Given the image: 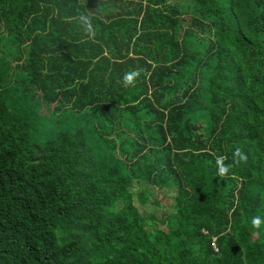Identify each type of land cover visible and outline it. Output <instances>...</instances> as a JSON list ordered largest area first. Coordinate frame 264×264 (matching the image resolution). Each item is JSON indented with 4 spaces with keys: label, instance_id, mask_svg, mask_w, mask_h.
<instances>
[{
    "label": "trees",
    "instance_id": "trees-1",
    "mask_svg": "<svg viewBox=\"0 0 264 264\" xmlns=\"http://www.w3.org/2000/svg\"><path fill=\"white\" fill-rule=\"evenodd\" d=\"M0 264H264V0H0Z\"/></svg>",
    "mask_w": 264,
    "mask_h": 264
},
{
    "label": "rangeland",
    "instance_id": "rangeland-1",
    "mask_svg": "<svg viewBox=\"0 0 264 264\" xmlns=\"http://www.w3.org/2000/svg\"><path fill=\"white\" fill-rule=\"evenodd\" d=\"M134 195V202L144 218L149 219L153 229H164L163 221L172 216L176 210V192L170 189H158L149 185H134L130 189ZM144 192L145 202L141 201L140 193Z\"/></svg>",
    "mask_w": 264,
    "mask_h": 264
},
{
    "label": "clouds",
    "instance_id": "clouds-1",
    "mask_svg": "<svg viewBox=\"0 0 264 264\" xmlns=\"http://www.w3.org/2000/svg\"><path fill=\"white\" fill-rule=\"evenodd\" d=\"M139 75H140L139 70H133L130 72H126L122 77V83L125 86H134L135 80ZM234 157H239L238 160L234 159V164H239L240 162L246 161V159H247V157L243 154V152L239 148H237L236 151L234 152ZM224 159H225L224 157H219L217 159L218 174L221 176L227 174V172L229 171V168L232 167V166H224L223 165ZM261 223H262V221H261V218L259 216H254L252 218L251 224H252L253 228L258 229L260 227Z\"/></svg>",
    "mask_w": 264,
    "mask_h": 264
}]
</instances>
